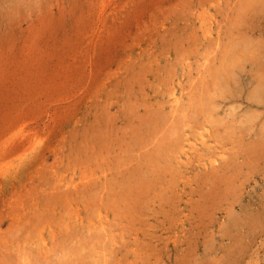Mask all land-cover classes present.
Here are the masks:
<instances>
[{
	"label": "rangeland",
	"instance_id": "374dc122",
	"mask_svg": "<svg viewBox=\"0 0 264 264\" xmlns=\"http://www.w3.org/2000/svg\"><path fill=\"white\" fill-rule=\"evenodd\" d=\"M0 264H264V0H0Z\"/></svg>",
	"mask_w": 264,
	"mask_h": 264
},
{
	"label": "bare ground",
	"instance_id": "6f19581e",
	"mask_svg": "<svg viewBox=\"0 0 264 264\" xmlns=\"http://www.w3.org/2000/svg\"><path fill=\"white\" fill-rule=\"evenodd\" d=\"M248 52V51H247ZM219 66V65H218ZM218 75V74H217ZM221 77H223V76H221ZM230 78V77H229ZM225 82V81H224ZM201 108H203V107H201ZM129 150H131V149H129ZM137 155V154H136ZM129 156V155H128ZM125 159V158H124ZM228 161V160H227ZM236 174V173H235ZM122 177V176H121ZM209 178V177H208ZM211 181V180H210ZM171 183V182H170ZM125 186H126V184H125ZM130 187V186H129ZM151 187V186H150ZM225 187V186H224ZM141 189V188H140ZM128 190V189H127ZM136 191V190H135ZM138 191V190H137ZM138 195V194H137ZM140 195V194H139ZM199 197V196H198ZM147 199V198H146Z\"/></svg>",
	"mask_w": 264,
	"mask_h": 264
}]
</instances>
